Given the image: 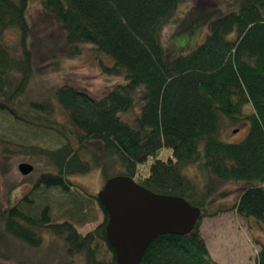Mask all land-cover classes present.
I'll list each match as a JSON object with an SVG mask.
<instances>
[{
	"label": "trees",
	"instance_id": "1",
	"mask_svg": "<svg viewBox=\"0 0 264 264\" xmlns=\"http://www.w3.org/2000/svg\"><path fill=\"white\" fill-rule=\"evenodd\" d=\"M186 2L40 0L63 32L70 56L89 45L98 58L112 60L111 66L103 65L106 73L126 80L98 98L64 85L57 88L55 100L25 103L33 74L30 0H0V111L58 137L52 147L42 142L20 146L44 170L31 191L1 209L2 235L38 248L50 233L64 242L66 258L118 264L107 237V210L98 195L71 180L94 169L101 170L105 183L131 178L201 210L190 233L158 236L140 264H218L201 233L204 217L235 211L264 224V0H245L217 17L194 50L171 59L163 30L177 20ZM8 31L17 35L16 48L6 43ZM135 108L133 121L123 119ZM58 110L70 128L57 118ZM227 123L246 124L244 138L226 142ZM3 142V154L15 153ZM162 147L172 149L167 160L157 158ZM150 157L155 160L144 175L140 166ZM224 182L248 185L231 206L211 209L217 183ZM56 209L63 221L55 216ZM99 211L101 223L86 234L79 232L77 224L95 220ZM258 243L257 264H264V243Z\"/></svg>",
	"mask_w": 264,
	"mask_h": 264
},
{
	"label": "rangeland",
	"instance_id": "2",
	"mask_svg": "<svg viewBox=\"0 0 264 264\" xmlns=\"http://www.w3.org/2000/svg\"><path fill=\"white\" fill-rule=\"evenodd\" d=\"M244 1L188 0L181 7L177 20L163 30L166 56L172 59L194 50L209 33L214 19L237 9ZM27 14L31 25L29 44L33 52V74L23 102L55 100L57 88L64 85L84 90L98 98L117 84L125 82L124 75H112L104 71L103 65L111 66L112 60L109 57L98 58L89 45H83L80 54L70 56L65 46L63 32L55 20L42 10L40 0H30ZM6 43L9 47L16 48V33L8 31ZM53 105L58 109L54 101ZM246 111L251 112L252 108L248 106ZM137 112L138 108H135L123 114V119L131 122ZM57 118L70 128L60 110L57 111ZM246 130L247 125L244 123H227L223 139L226 142H239L244 138ZM2 142L8 143V147L15 153L6 155L0 150V211L14 205L31 191L39 174L44 170L42 163L34 162L36 158L33 159L32 155L20 146L30 147L32 144L42 142L44 146L52 147L58 143V137L56 132L39 131L14 119L9 113L0 111V143ZM171 156L172 149L167 147H162L157 153L158 159L167 160ZM154 160L150 157L140 166L144 175L149 174ZM21 163L33 165V172L29 175L21 174L18 169ZM71 178L92 195H98L105 185L99 169ZM246 184L248 185L247 182L217 183L211 197V209L213 206L234 204L238 193ZM60 213L61 211L56 209L55 216L63 221L61 216L58 217ZM95 214H97L95 220L77 224L79 232L86 234L101 223L103 214L100 211ZM200 229L212 258L218 264H257V253L260 249L258 240L264 243V224L256 218L242 217L235 211L221 212L214 217H204ZM0 264H85V262L80 256L66 258L64 242L50 233L44 235L40 247L31 248L16 239L2 235L0 230Z\"/></svg>",
	"mask_w": 264,
	"mask_h": 264
},
{
	"label": "water",
	"instance_id": "3",
	"mask_svg": "<svg viewBox=\"0 0 264 264\" xmlns=\"http://www.w3.org/2000/svg\"><path fill=\"white\" fill-rule=\"evenodd\" d=\"M18 169L29 175L34 166L21 163ZM98 196L109 214L107 237L118 264H140L154 239L190 233L201 215L183 197L154 193L122 176L108 180Z\"/></svg>",
	"mask_w": 264,
	"mask_h": 264
}]
</instances>
